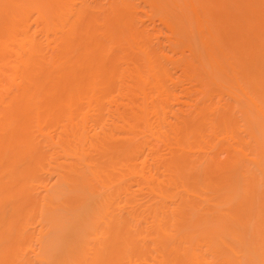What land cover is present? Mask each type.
<instances>
[{
    "label": "bare ground",
    "instance_id": "obj_1",
    "mask_svg": "<svg viewBox=\"0 0 264 264\" xmlns=\"http://www.w3.org/2000/svg\"><path fill=\"white\" fill-rule=\"evenodd\" d=\"M221 1L144 0L168 119L136 0H0V264H264V17Z\"/></svg>",
    "mask_w": 264,
    "mask_h": 264
},
{
    "label": "rangeland",
    "instance_id": "obj_2",
    "mask_svg": "<svg viewBox=\"0 0 264 264\" xmlns=\"http://www.w3.org/2000/svg\"><path fill=\"white\" fill-rule=\"evenodd\" d=\"M105 1H107V0H105ZM137 2H136V4H133V9H135V13H133L134 14V16H136V18L135 17H133L134 18V20H135V23H136V25L137 26H139V28L138 29H140L142 26L144 27V29L145 28H148V29H146L147 31H149L150 33H151V36H150V41H151V39H152V41H155V42H159L160 44H161V46L159 45V43H155V42H153L154 44L153 45H156V47H158V48H156V49H158L160 52L159 53H161V55H163V57H162V59L164 60V63H166L165 64V68H166V65L168 66V64H169V66H168V68L169 69H166V71L167 70H169V73H168V76L170 77L169 78V82H167V84H168V89H169V91L171 92V95H172V98H170L169 100H170V103H169V106H170V113H167V117H168V119H170V117L168 116L169 114L170 115H173V112L176 110H178V108H179V110H180V112H181V109L183 110V112H186V109H193V107L192 106H194L195 104H196V102H199L200 101V97L202 98L203 97V92H202V89L200 88V85H199V83H197V79L196 80H194L193 78H191L190 77V75H189V73L186 71V72H184L182 69L184 68V67H181L182 65L180 64V62L178 63L177 61V59L179 58V57H181L180 55H182L181 53H180V51H177L176 50V48H175V46H174V39H172V37H171V32H169L170 30H169V28L165 25V24H163L162 22H161V20L159 19V16L158 15H154V13L152 12L153 10L150 8L151 7V5L148 3V2H144V0H143V3H142V0H136ZM221 1V0H220ZM233 2V0H223V2H225L224 3V6H223V10H221L222 9V7L220 6H217V7H215L213 10H212V14H213V17L214 18H227V16L228 15H231L232 14V10L236 7L237 8V5H235V4H240V6H241V8H243V9H241L242 11H237L236 10V8H235V10H234V12L236 11L237 13L239 12V15H241L243 12H251L250 14L252 15V13H253V15H254V12H255V16H258L259 14V16H261V17H264V12H262V11H264V8H262V7H264V6H262V5H264V4H261V6H260V3H256V2H253V3H256V5L255 4H251V2H248V3H246V1L245 0H234V2H235V4H228L229 2ZM241 1V2H240ZM134 2H135V0H134ZM223 2L221 1V3H222V5H223ZM226 2H228L227 3V5H226ZM242 2H245V3H242ZM102 3H106V2H102ZM149 4V5H148ZM245 4H248L247 6L248 7H246V5ZM250 4V5H249ZM255 5V6H254ZM227 6V7H226ZM234 6V7H233ZM254 6V7H253ZM229 7V8H228ZM232 7H233V9H232ZM144 9V10H143ZM229 9H231V10H229ZM247 10V11H246ZM228 11L229 12H231V14H227L228 13ZM134 12V11H133ZM235 12V13H236ZM248 12V13H249ZM261 12V13H260ZM225 13V14H224ZM257 13H259V14H257ZM139 14H140V16H139ZM215 14V15H214ZM219 14H220V17H219ZM218 15V16H217ZM226 16V17H224V16ZM158 16V17H157ZM132 22H134V21H132ZM144 22V23H143ZM154 22V23H153ZM135 23H133V24H135ZM139 24V25H138ZM144 24V25H143ZM135 26V25H134ZM141 26V27H140ZM142 27V28H143ZM165 27V28H164ZM136 28V27H135ZM145 30V31H146ZM148 32V33H149ZM150 33H149V35H150ZM169 33V34H168ZM224 33V34H223ZM219 35H221V37L222 38H225V32H223V30H222V32H220V34ZM169 38V39H168ZM160 40H161V42H160ZM171 40V41H170ZM162 48L163 47V50L160 48V47ZM174 46V47H173ZM179 55H178V54ZM183 55H185V57H188V52L187 51H185V53H183ZM182 55V56H183ZM161 59V60H162ZM162 60V61H163ZM165 60H166V62H165ZM168 62V63H167ZM177 64V65H176ZM181 65V66H180ZM173 66V67H172ZM173 77V78H172ZM195 81V82H194ZM188 84V85H187ZM194 84V85H193ZM176 85V86H175ZM185 85V86H184ZM191 89V90H190ZM174 90V91H173ZM195 90V91H194ZM173 91V92H172ZM175 93V94H174ZM186 94V95H185ZM188 94V95H187ZM201 94V95H200ZM213 94H215L216 96H220V97H216L215 95H213V97H212V99H213V101L212 102H215V100L218 98H220L221 100H222V98L223 99H225L226 97L225 96H222V98H221V95L220 94H218V93H213ZM170 95V96H171ZM196 96V97H195ZM200 96V97H199ZM197 98V99H196ZM208 98V97H207ZM187 99V100H186ZM191 101V102H190ZM220 101V100H219ZM218 100H216V102L218 103L219 102ZM215 102V103H216ZM222 102H224L223 100H222ZM215 103H214V105H215ZM216 103V104H217ZM213 104V103H212ZM188 105H189V107H188ZM167 106H168V104H167ZM169 106L167 107L168 108V110H169ZM213 106V105H212ZM196 107V106H195ZM194 107V108H195ZM214 108H216L217 107V105H215V106H213ZM212 107V108H213ZM173 109V112H171V110ZM179 110H178V112H179ZM176 111H175V113H176ZM169 112V111H168ZM174 117V115L172 116V118L171 119H174L173 118ZM223 151V150H222ZM222 151L220 150V152H219V155L220 154H225V152H223L222 153ZM220 157H222V155L220 156ZM222 158H224V157H222ZM53 180H54V178H53ZM52 180V178L50 179V181H53ZM46 182H49V181H46Z\"/></svg>",
    "mask_w": 264,
    "mask_h": 264
}]
</instances>
